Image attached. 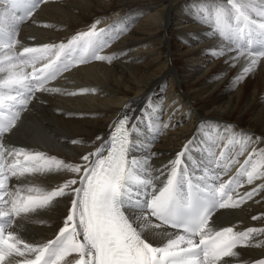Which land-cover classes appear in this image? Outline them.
<instances>
[{"label":"bare ground","instance_id":"bare-ground-1","mask_svg":"<svg viewBox=\"0 0 264 264\" xmlns=\"http://www.w3.org/2000/svg\"><path fill=\"white\" fill-rule=\"evenodd\" d=\"M261 20L264 0H50L41 7L20 28L15 49L57 51L100 37L107 48L40 91L2 142L0 188L8 192L0 191V212L16 224L0 264L34 263L59 232L68 238L53 264L89 263L78 196L122 115L132 131L126 187L147 188L157 207L167 197L154 198L181 152L180 169L233 176L240 190L204 232L214 239L211 258L264 260V59L245 73L253 58L227 39ZM12 51L0 53V97L21 75L6 62ZM134 220L151 251L189 247L146 213Z\"/></svg>","mask_w":264,"mask_h":264},{"label":"snow or ice","instance_id":"snow-or-ice-1","mask_svg":"<svg viewBox=\"0 0 264 264\" xmlns=\"http://www.w3.org/2000/svg\"><path fill=\"white\" fill-rule=\"evenodd\" d=\"M251 51L257 58L264 57V49L258 51L257 49L253 48ZM105 59L110 60L111 57H106ZM256 64L257 59H252L249 67H246L244 72L247 73L251 67L255 66ZM128 123V116H125L117 122L115 131L112 133L110 138L112 154L110 159L113 157L122 158L130 151L129 130L126 128ZM183 155V152L177 154L176 159L173 161L174 168L170 172L169 178L166 180L164 186L154 198L155 200L167 197V201L162 205V211L176 216H179L184 211L185 207V201L182 198L179 188L181 185L188 182L184 179L185 176H188L189 180L191 178L190 174L187 172V168L178 170L179 166L181 165V158ZM262 155H264V150H262ZM249 183H251V179H249ZM252 195L253 193H248L249 197ZM103 198V194H101V203L103 202ZM253 219L256 220L258 217H253ZM188 231L192 236L195 235V229H188ZM260 233L264 234V229H261ZM184 239V237L181 238L182 241H184ZM201 239L203 240V237ZM119 242L118 236L109 238V248H111L114 243L118 244ZM126 242L127 241H125V243ZM186 242L189 245L187 251L180 249L175 254L172 252L174 245H170L168 248L161 249L159 251L152 250L155 255V260H153L151 264H214L213 259L207 255L206 247L196 245L195 241L190 238L187 239ZM161 255L164 256V259H161ZM223 259L224 257H220V261H223ZM37 264H42V262H37ZM80 264H84V261H81ZM258 264H264V260L259 261Z\"/></svg>","mask_w":264,"mask_h":264},{"label":"rangeland","instance_id":"rangeland-1","mask_svg":"<svg viewBox=\"0 0 264 264\" xmlns=\"http://www.w3.org/2000/svg\"><path fill=\"white\" fill-rule=\"evenodd\" d=\"M152 116H154V117H152V119L155 121L158 118L159 114H158V116L157 115H152ZM158 120H159V122H158ZM161 120H162V116L160 115V119H157L156 120V124L157 123L159 124L161 122ZM181 164H182V167H183L184 166V163L181 162Z\"/></svg>","mask_w":264,"mask_h":264}]
</instances>
